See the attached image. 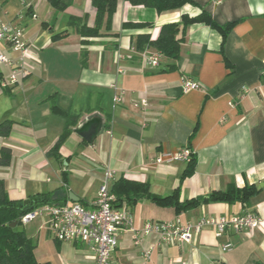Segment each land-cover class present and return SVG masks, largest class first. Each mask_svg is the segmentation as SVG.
Wrapping results in <instances>:
<instances>
[{
  "label": "crops",
  "instance_id": "0c3cea01",
  "mask_svg": "<svg viewBox=\"0 0 264 264\" xmlns=\"http://www.w3.org/2000/svg\"><path fill=\"white\" fill-rule=\"evenodd\" d=\"M201 9L220 26L235 24L225 36L208 25L192 24L174 69L164 70V58L155 69L144 67L133 37L149 33L156 39L162 25ZM94 15L90 0H72L59 12L46 0H0V22L22 26L32 51L26 60L28 75L16 86L0 89V122H13L9 136L0 137V148L11 150L10 165L0 167L8 196L26 201L44 193L64 204L89 203L106 167L115 171L116 179L148 183L153 195H169L178 188L180 201L228 184L259 187L264 182V0H192L162 14L117 0L112 35L91 38L87 44L76 32L51 38L67 29L71 17H85L92 25ZM124 23H150L152 28L124 29ZM0 51L13 55L3 42ZM118 68L125 72L118 73ZM8 72L0 65L1 77ZM185 79L199 83L200 89L184 92ZM142 99L146 108L135 106ZM68 115L78 116V123L58 157L48 155ZM91 117H99L102 125L94 142L87 144L74 129ZM183 147L196 160L190 176L182 179L187 162H154ZM259 188L247 206L208 202L181 213L147 198L138 200L129 211L135 229L148 221L185 225L201 217L244 212L253 213L261 225L219 237L207 227L179 245L162 243L155 234L136 245L123 229L111 264H142L147 250L145 264L264 263V186ZM226 243L232 248L222 252ZM34 254L47 264H93L84 243L55 242L46 229L39 231Z\"/></svg>",
  "mask_w": 264,
  "mask_h": 264
},
{
  "label": "trees",
  "instance_id": "16d2710c",
  "mask_svg": "<svg viewBox=\"0 0 264 264\" xmlns=\"http://www.w3.org/2000/svg\"><path fill=\"white\" fill-rule=\"evenodd\" d=\"M47 3L59 12L68 8L72 0H46ZM95 9L94 21L88 25L85 17H71L66 30L53 34L51 38L58 40L68 36L71 32H76L81 38L82 43H89V39L101 36L112 35L111 24L112 16L116 10L117 0H90ZM132 5H141L147 8L155 9L158 14L179 10L182 6L192 3V0H126ZM202 23L220 32L225 36L235 22L220 26L212 21L211 16L201 9L195 16L183 14L178 22L167 23L161 26L156 39H151L149 33H140L133 37L134 48L138 53L144 50L156 51L162 55L166 64L164 70L174 69L175 62L179 58L181 44L184 41L185 32L188 26ZM122 28H152L150 23H124ZM0 74V82H1ZM78 116L68 115L65 119V127L62 134L54 146L49 150L48 155L58 157L59 148L69 136L71 129L78 123ZM13 122L4 120L0 122V137L9 136ZM186 148V147H185ZM11 161V150L6 147L0 148V167H7ZM196 166L194 154L191 152L187 161V167L182 175V179L190 176ZM262 188L257 185H244L237 187L234 184H228L225 189L212 190L204 197L191 198L180 201L179 189L176 188L171 194L165 196L153 195L150 192L148 183L117 178L111 186V193L115 196L114 206L125 207L129 212L130 208L140 199L147 198L160 206H170L175 213H181L194 209L203 203L223 202L228 204L240 203L247 206L249 200L257 196ZM45 204H64L53 200L50 194H37L30 198L28 204L24 201L13 200L8 196L3 181H0V264H47L39 262L34 254L36 245L20 229L21 216L37 207ZM87 205L86 202H80ZM16 223L14 227L11 225ZM57 242V241H55ZM254 264H264L256 261Z\"/></svg>",
  "mask_w": 264,
  "mask_h": 264
},
{
  "label": "built area",
  "instance_id": "2783aa9c",
  "mask_svg": "<svg viewBox=\"0 0 264 264\" xmlns=\"http://www.w3.org/2000/svg\"><path fill=\"white\" fill-rule=\"evenodd\" d=\"M220 3L222 0H213ZM0 42L5 43L11 50L12 56L0 51V65L9 69L8 75L2 77L0 89H10L19 84L29 73L26 60L32 55L28 41L24 38V29L14 22H0ZM121 58L117 56V61ZM144 67L155 69L159 67L162 55L156 51L144 50L140 53ZM264 72V59L261 61ZM118 73L125 70L118 68ZM115 88V86H113ZM184 92L200 89V84L185 79L182 81ZM122 93L115 96L120 101ZM146 108L147 101L142 99L135 106ZM191 151L185 147L179 149L174 155H161L155 158V163L187 162ZM116 180L115 171L106 167L103 171V181L96 197L82 205L78 202L69 204H45L21 216V223L32 222L36 217L45 220V229L49 236L57 242L84 243L93 257V264H111V257L118 243L120 230H127L132 235L134 244H139L142 237L155 234L158 241L179 245L191 242L193 235L204 228L213 229L216 236L227 231L234 233L243 230L252 231L261 225V221L250 212H244L234 217H201L185 225L175 222H145L140 229L131 225L129 212L125 207H115V196L111 193V186ZM232 248L231 243L222 246L221 251ZM149 250L142 253L143 263L148 260Z\"/></svg>",
  "mask_w": 264,
  "mask_h": 264
},
{
  "label": "water",
  "instance_id": "95a60500",
  "mask_svg": "<svg viewBox=\"0 0 264 264\" xmlns=\"http://www.w3.org/2000/svg\"><path fill=\"white\" fill-rule=\"evenodd\" d=\"M101 119L99 117H91L84 121L81 125L74 129V133L82 138L87 144L94 142L96 137L101 131ZM264 182L260 183L259 187H263ZM29 200L24 201V204H28ZM16 223H13L11 226L14 227Z\"/></svg>",
  "mask_w": 264,
  "mask_h": 264
},
{
  "label": "rangeland",
  "instance_id": "374dc122",
  "mask_svg": "<svg viewBox=\"0 0 264 264\" xmlns=\"http://www.w3.org/2000/svg\"><path fill=\"white\" fill-rule=\"evenodd\" d=\"M45 220L42 217H36L32 222L21 224L20 229L25 235L32 241L34 245H37V239L39 231L44 232Z\"/></svg>",
  "mask_w": 264,
  "mask_h": 264
}]
</instances>
